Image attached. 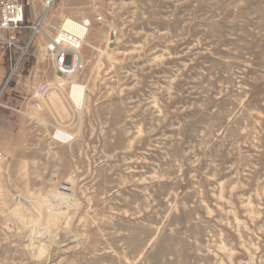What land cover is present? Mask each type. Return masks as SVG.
I'll return each mask as SVG.
<instances>
[{"label":"rangeland","instance_id":"374dc122","mask_svg":"<svg viewBox=\"0 0 264 264\" xmlns=\"http://www.w3.org/2000/svg\"><path fill=\"white\" fill-rule=\"evenodd\" d=\"M25 1L0 38V264H264V0H56L48 34L90 22L73 76Z\"/></svg>","mask_w":264,"mask_h":264},{"label":"built area","instance_id":"2783aa9c","mask_svg":"<svg viewBox=\"0 0 264 264\" xmlns=\"http://www.w3.org/2000/svg\"><path fill=\"white\" fill-rule=\"evenodd\" d=\"M56 0H44V15L36 26L32 27V40L39 34L43 33L48 38L45 47L47 55L56 70L62 76H73L82 68L81 48L88 34L90 22L75 21L79 24L80 29H70L65 26L67 20L55 31L53 35L48 34L44 27L46 17L49 15ZM25 0H0V38L8 45L14 44L11 36L4 37L1 32L10 33L22 29L26 18ZM50 85L44 84L39 88L41 94H46Z\"/></svg>","mask_w":264,"mask_h":264},{"label":"bare ground","instance_id":"6f19581e","mask_svg":"<svg viewBox=\"0 0 264 264\" xmlns=\"http://www.w3.org/2000/svg\"><path fill=\"white\" fill-rule=\"evenodd\" d=\"M65 26L70 28V29H76V30L80 29L79 24L77 22H74V21L73 22H71V21L67 22L66 21ZM70 98H72L73 102L78 107L83 106L85 98H86L85 87L83 85L74 84L72 87ZM55 137L65 141V140H69L71 138V135L64 130H58L56 132ZM64 194H66V193H64Z\"/></svg>","mask_w":264,"mask_h":264},{"label":"crops","instance_id":"0c3cea01","mask_svg":"<svg viewBox=\"0 0 264 264\" xmlns=\"http://www.w3.org/2000/svg\"><path fill=\"white\" fill-rule=\"evenodd\" d=\"M29 28H31L32 29V27H29ZM22 31H19V33L20 34H22L21 33ZM3 43V42H2ZM2 81H3V77H2ZM6 103V105H3V106H5L6 108H7V110H10V111H14V110H16V111H18L17 110V108H18V104H13V103H9V102H5ZM12 113V112H11ZM4 119H2L1 121H3Z\"/></svg>","mask_w":264,"mask_h":264}]
</instances>
